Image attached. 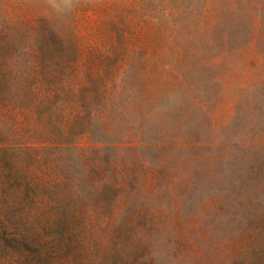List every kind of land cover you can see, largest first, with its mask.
<instances>
[{
	"label": "rangeland",
	"instance_id": "rangeland-1",
	"mask_svg": "<svg viewBox=\"0 0 264 264\" xmlns=\"http://www.w3.org/2000/svg\"><path fill=\"white\" fill-rule=\"evenodd\" d=\"M0 264H264V0H0Z\"/></svg>",
	"mask_w": 264,
	"mask_h": 264
}]
</instances>
